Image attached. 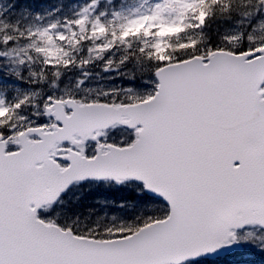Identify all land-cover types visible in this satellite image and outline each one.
Returning a JSON list of instances; mask_svg holds the SVG:
<instances>
[{"label": "water", "instance_id": "95a60500", "mask_svg": "<svg viewBox=\"0 0 264 264\" xmlns=\"http://www.w3.org/2000/svg\"><path fill=\"white\" fill-rule=\"evenodd\" d=\"M220 74L215 58L196 73L188 66L159 72L163 112L145 104L140 117L132 120L144 130L129 151L127 166L135 169L131 177L144 180L149 191L167 199L173 213L156 228L148 245L134 250L135 256L125 254L112 264H173L212 256L219 247L207 243L216 231L246 223L264 226V100L243 86L246 80L229 84ZM241 77L239 69L236 79ZM44 176L39 177V191L45 188ZM13 222L17 229L10 226L9 232L11 222L0 211V235L7 242L14 237L11 245L25 257L10 262L14 250L9 248L0 253V264H43L35 250L36 229L28 220ZM95 255L98 261L107 259L100 250Z\"/></svg>", "mask_w": 264, "mask_h": 264}, {"label": "rangeland", "instance_id": "374dc122", "mask_svg": "<svg viewBox=\"0 0 264 264\" xmlns=\"http://www.w3.org/2000/svg\"><path fill=\"white\" fill-rule=\"evenodd\" d=\"M189 1L190 0H176L175 10L166 9V6H161L159 3H156L149 14L145 12L142 1H140L133 9L135 14L126 20L121 29L119 25L117 27H109L112 29V37L109 40L104 39L103 35L98 33L96 36L99 39H103L104 42H97L94 37L90 46L89 59L96 60L97 62L100 61L101 63V69L93 74L94 76H90V72H85L82 75L71 77L61 93H57L54 87H52L54 91V95L52 96H43V91L32 90L31 94L33 96L27 97L25 103L27 104L35 100L36 108L33 114H35L37 119H41V110L43 106L48 103L50 104L52 99H64L63 97H66L70 93H77L79 99L85 101H97L100 97H104L105 99L108 98V101L122 100L126 102H137L139 101L138 99L147 98L153 92L150 91L149 87L145 89L142 88L141 85H134L133 88L131 86L123 87L121 82H109L110 76L116 74L118 69L122 66L124 62L123 51L131 42L129 35H127V33L124 34L123 30L126 28H138L141 25H145V29L151 26H158V33H146L144 38L139 39V41L142 47L148 50H160L163 47L166 35L172 33L177 28V25L181 23V15L183 14V10L186 9ZM80 9L84 11L89 10L91 9V5L85 7V9ZM75 10L74 8L64 7L56 9V15L52 11L36 15L37 18L35 20L37 23L30 26L32 32L29 34L31 38L30 42H32L35 50L32 56L35 59H52L53 56H65L68 54V47H65L66 38H70L74 41L76 32H74L70 26H66L64 21L68 20L69 17L75 19ZM77 15L79 20L81 19L82 21L87 17V13L83 12L81 15L80 10H78ZM105 28L103 24L97 23V31L100 32ZM256 29H258V33H256ZM261 29H264V20L255 26V30L250 31L251 33L247 37V40L250 42L255 41V36L261 34L259 33ZM80 31L85 32V27L81 28ZM23 55L28 59L27 56H25L26 54ZM20 62L23 64L25 60L21 59ZM18 63L15 66H8L7 69L11 72L20 71ZM143 82L147 84L146 86L151 83L150 80H145ZM76 88H80V90L75 92ZM24 95H27V93L24 92ZM39 102L42 104L41 108L37 106ZM28 117L27 115H18L13 117L12 120L15 126L24 128V126L30 125L32 122V119ZM19 127L14 128V134L21 132ZM101 140L108 141L109 139L103 137L100 139L99 143H102ZM93 146H95V144L90 147ZM142 211L143 208L138 207V212L141 213ZM101 215L105 216V219L110 220L112 218V214L110 215L109 212H105L104 210H101ZM235 242L246 249L254 248V250L262 251L264 249V233L257 229H249L245 233L238 235ZM73 252L76 255H94L92 252L82 250L78 245L73 247Z\"/></svg>", "mask_w": 264, "mask_h": 264}, {"label": "trees", "instance_id": "16d2710c", "mask_svg": "<svg viewBox=\"0 0 264 264\" xmlns=\"http://www.w3.org/2000/svg\"><path fill=\"white\" fill-rule=\"evenodd\" d=\"M259 0H210L204 8V14L197 17L196 23L190 26L186 31L182 32L179 40L171 43L170 48L165 53L154 54L142 52L139 55L141 70H144L145 75H151L155 70L160 68L163 64L170 63L178 58L183 59L187 53L188 41L190 44L193 42L196 44L197 51L195 54H199L201 50H214L220 47L221 36L220 28L218 25L221 21H226L231 18V15H235L238 11L246 6H254ZM260 3V2H259ZM1 35V30H0ZM200 48V49H199ZM130 49L127 53L130 57H134L130 53ZM134 53L135 50H132ZM149 55V56H145ZM55 78V73H54ZM0 132H4L0 129ZM157 216V215H156ZM155 216V217H156ZM135 227V225H134ZM102 231H99L100 233ZM102 236V234H98Z\"/></svg>", "mask_w": 264, "mask_h": 264}, {"label": "bare ground", "instance_id": "6f19581e", "mask_svg": "<svg viewBox=\"0 0 264 264\" xmlns=\"http://www.w3.org/2000/svg\"><path fill=\"white\" fill-rule=\"evenodd\" d=\"M167 98L169 99V96H167ZM0 162H1V158H0ZM61 240L60 245L64 244V246H69L68 244H65L66 241L63 240L62 243V239L61 238H46V240L43 241L42 246H40L39 244H35V250L37 248L41 249L42 254H41V260L40 262H42L43 264H91V263H98L99 259L97 258V256L91 255V256H86V255H76L73 252V248L68 251L65 252L63 249V245L62 247H60L59 250H57L56 252H54L53 250V245H58L59 242ZM67 248V247H66ZM54 252V253H50ZM81 260V262H79ZM40 260V259H39Z\"/></svg>", "mask_w": 264, "mask_h": 264}]
</instances>
